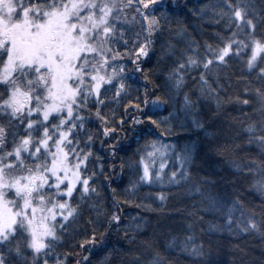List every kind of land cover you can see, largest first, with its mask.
<instances>
[{
    "label": "snow or ice",
    "instance_id": "obj_1",
    "mask_svg": "<svg viewBox=\"0 0 264 264\" xmlns=\"http://www.w3.org/2000/svg\"><path fill=\"white\" fill-rule=\"evenodd\" d=\"M162 2L0 0V264H94L121 226L95 264H217L209 214L234 261L254 238L264 264V0L186 2L191 32ZM193 130L203 154L169 140ZM209 156L227 176L199 175Z\"/></svg>",
    "mask_w": 264,
    "mask_h": 264
},
{
    "label": "trees",
    "instance_id": "obj_2",
    "mask_svg": "<svg viewBox=\"0 0 264 264\" xmlns=\"http://www.w3.org/2000/svg\"><path fill=\"white\" fill-rule=\"evenodd\" d=\"M188 3L189 7H192L194 4H198L200 2H205V0H176V5H173L172 0H163L161 8L168 12H174L176 15L175 18H179L182 20L186 25L189 26V31L191 32L193 28L197 27L195 18L191 16V13L187 11L183 7L185 3ZM207 27V26H206ZM199 31V29H197ZM131 67V66H130ZM145 68H150L151 64H145ZM132 81L133 86L136 87L138 85H142L144 83L142 77L140 76V73H132ZM163 115H167V111H164L162 113ZM197 117L201 116L202 113H195ZM232 115H236L235 112L232 113ZM191 123V118H189V124ZM170 142H174L177 144H183L186 140L188 141H197V146L203 154L204 151V140H203V133L198 134L196 130L191 131L187 135H183V137H177L173 136L169 138ZM97 147L99 148V142L97 143ZM132 147H135V143L132 144ZM102 155L107 156V152H105L103 149H100ZM121 155H124L122 152ZM111 161H104L105 164L110 163ZM119 161L117 160V163ZM229 171L231 169L229 168L228 163L225 161L223 163L220 162V159L215 156H209L205 163L201 166V170L199 171V175L203 176L205 172H213L217 176H227ZM195 175L193 176V179H195ZM127 180V177H124L123 180L117 178V176L114 174L112 176V185L115 187L116 185L123 186L124 182ZM105 183H108L105 181ZM155 190H160L157 186ZM165 191L168 189L165 188ZM180 206L182 207L183 204L181 203V197L180 196H174L169 201V207L172 206ZM142 210L139 208H136L135 206H124L121 212V215L124 219L125 224H129L132 222L133 217H137L138 214H141ZM145 216H151L152 213H143ZM239 215V213H237ZM210 222H214V218L212 215H206L204 217L203 221H199L194 226V232L197 236V243H200L201 240H207L209 236L213 240L214 243H221L220 237L223 235V240L221 243V246L214 252L213 259L217 262V264H239L238 260L234 261L235 254L230 248L229 244V237L226 233L220 234L216 232L208 233L206 234V230L209 226ZM167 223V222H166ZM175 227V225H173ZM125 232L124 227L121 226L120 230L118 232L113 231L112 234L108 237L107 244L104 247H101L100 245H97L93 255L91 256V259L93 260L94 264L97 261H102L104 257V253L108 249H114V250H121L128 247V244L125 240ZM163 242V241H162ZM244 246L248 249L249 256L245 258L246 264H261V250L262 246L260 242L254 238H249L244 242ZM172 258L175 260L176 264H192V259L188 257L186 254H182L179 250H173ZM115 259H119V257H114Z\"/></svg>",
    "mask_w": 264,
    "mask_h": 264
}]
</instances>
